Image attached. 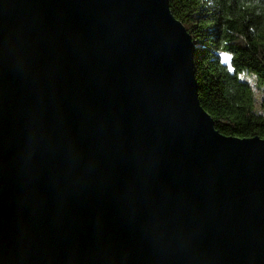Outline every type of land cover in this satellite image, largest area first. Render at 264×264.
Wrapping results in <instances>:
<instances>
[{"label":"water","instance_id":"1","mask_svg":"<svg viewBox=\"0 0 264 264\" xmlns=\"http://www.w3.org/2000/svg\"><path fill=\"white\" fill-rule=\"evenodd\" d=\"M195 50L168 0H0V264H264V140Z\"/></svg>","mask_w":264,"mask_h":264},{"label":"trees","instance_id":"2","mask_svg":"<svg viewBox=\"0 0 264 264\" xmlns=\"http://www.w3.org/2000/svg\"><path fill=\"white\" fill-rule=\"evenodd\" d=\"M193 44L201 107L221 135L264 140V0H168ZM243 74L256 77L257 103Z\"/></svg>","mask_w":264,"mask_h":264},{"label":"rangeland","instance_id":"3","mask_svg":"<svg viewBox=\"0 0 264 264\" xmlns=\"http://www.w3.org/2000/svg\"><path fill=\"white\" fill-rule=\"evenodd\" d=\"M240 79L245 80L250 84V86L253 90L255 99L257 100V103H259L260 98H261V89L256 83V77L254 75H251V74H243L240 76Z\"/></svg>","mask_w":264,"mask_h":264}]
</instances>
